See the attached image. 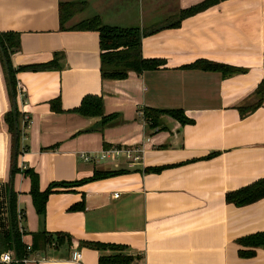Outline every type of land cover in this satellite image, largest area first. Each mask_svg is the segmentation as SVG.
<instances>
[{
	"label": "crops",
	"instance_id": "0c3cea01",
	"mask_svg": "<svg viewBox=\"0 0 264 264\" xmlns=\"http://www.w3.org/2000/svg\"><path fill=\"white\" fill-rule=\"evenodd\" d=\"M60 1L71 0H0V31L18 36L9 52L13 67L59 53L55 68L14 74L16 106L28 120L22 128L19 117L24 133L19 143L26 149L16 157L12 179L21 239L29 245L30 232L40 229L51 239L55 232L71 239L29 251L26 264H98L101 251L84 241L124 244L139 255L136 264H264L263 247L240 256L237 243L264 230V196L241 205L224 198L264 176V90L259 105L240 111L256 99L253 88L264 77V0H219L178 25L167 24L180 8L200 0H82L83 7L62 25ZM92 15L105 24L148 31L140 38L141 55L164 64L123 78L101 77L97 31L70 28ZM196 58L243 70L223 75L180 67ZM85 94L100 95L103 115L113 116L101 123L100 115L74 111ZM55 98L59 111L50 107ZM143 106L180 108L191 121L162 114L164 129L151 130L142 119ZM8 108L0 65V183L11 164L3 121ZM114 143L140 144L141 164L129 168L122 159L87 162L78 156ZM22 165L36 172L40 190L93 170L121 171L54 186L39 216ZM79 202L82 208L70 209Z\"/></svg>",
	"mask_w": 264,
	"mask_h": 264
},
{
	"label": "trees",
	"instance_id": "16d2710c",
	"mask_svg": "<svg viewBox=\"0 0 264 264\" xmlns=\"http://www.w3.org/2000/svg\"><path fill=\"white\" fill-rule=\"evenodd\" d=\"M219 0H200L189 6L180 8L178 10L177 18L167 25H178L180 19L194 14L197 11L203 10L206 7L216 3ZM83 7L82 0L60 1L58 2V19L62 25L63 22L73 13ZM71 29L78 30H96L98 33L99 46V71L101 77L105 78H123L129 71L140 73L142 70L155 69L164 64V60L154 57H143L140 52V38L141 35L148 31L141 30L137 25L133 26H117L102 23L97 15L85 17L70 26ZM18 46V36L15 32L0 31V65L3 71V77L6 85V93L9 101V108L3 113V121L5 122L7 132L10 138L11 149V164L9 167L7 180L0 183V242L5 249L10 251V254L15 260L8 264H25L20 259L27 255L29 251L36 249H43L45 245L59 242L64 239L70 242V237L64 233L55 232L51 239L50 234L45 230L40 229L30 232L31 242L28 250L26 243L21 239L23 230L19 225V219L16 212V191L12 186L13 174L18 171L16 166L17 155L26 149V145L22 146L19 143L21 135H24L22 128H25L27 121H23L22 128L19 124V117L22 113L18 111L15 102V77L17 70H44L57 67V58L59 53H54V56L47 61L33 62L18 65L13 67L9 52L13 51ZM180 67L195 68L201 70L218 71L223 75H230L240 72L243 69L237 66L210 60L207 58H196L191 62L182 64ZM264 90V77L253 88L252 95L256 99L244 106H241L240 111L246 113L260 104L262 99V92ZM24 96L22 95V99ZM50 107L55 110H60V101L58 98L49 101ZM74 111L82 115H100L101 123L110 119L113 114L103 115L102 113V98L96 94H85L81 97L77 106L73 108ZM162 114L171 116L179 123L190 122L191 118L187 117L180 108L163 109L143 106L141 108V115L145 127L148 129H164L160 116ZM117 170H93L91 175L79 180L71 182H50L43 189H38L37 174L28 167L21 168V172L28 178L29 187L28 193L31 197V202L35 212L39 216H43L45 211V200L54 186L70 185L72 183L84 182L95 178L113 175L120 172ZM264 196V176L255 179L254 181L245 184L236 189L225 193V200L236 205L252 202ZM83 202H79L70 206V209L82 208ZM21 217V215H20ZM97 250L101 251L98 254V264H136L138 254H132L127 251L124 244L113 242H99V241H84ZM240 245L238 254L240 256H249L253 253L256 246L264 248V230L253 232L237 239ZM107 250L106 252H103ZM5 264V263H1Z\"/></svg>",
	"mask_w": 264,
	"mask_h": 264
},
{
	"label": "built area",
	"instance_id": "2783aa9c",
	"mask_svg": "<svg viewBox=\"0 0 264 264\" xmlns=\"http://www.w3.org/2000/svg\"><path fill=\"white\" fill-rule=\"evenodd\" d=\"M21 95V100L22 95ZM28 121L26 114H22V123L23 121ZM23 136V135H21ZM140 144H128V145H123L120 143H114L110 146L103 147L101 148L97 153L90 154L89 152L85 151H80L78 153V156L83 160V161H91V160H103V161H111V160H117V159H122L125 164L129 168H133L136 165L141 164V156H142V148L139 146ZM21 168L25 167V165L20 166ZM116 196L117 194L114 193ZM17 212V218L20 219V213L18 210ZM29 245H26V249L28 250ZM79 256V253H76V257ZM15 260L12 255L10 254V251H3L0 253V264L5 263L8 264L10 261ZM22 262L25 264L28 262V254L23 256L20 259Z\"/></svg>",
	"mask_w": 264,
	"mask_h": 264
},
{
	"label": "rangeland",
	"instance_id": "374dc122",
	"mask_svg": "<svg viewBox=\"0 0 264 264\" xmlns=\"http://www.w3.org/2000/svg\"><path fill=\"white\" fill-rule=\"evenodd\" d=\"M86 10H87V13H88L87 15H90V12H89L90 10H89L88 8H87ZM169 18H170V17H169ZM144 28L146 29L147 26L143 27V29H144ZM255 98H256V96H255ZM87 162H88V161H87Z\"/></svg>",
	"mask_w": 264,
	"mask_h": 264
}]
</instances>
